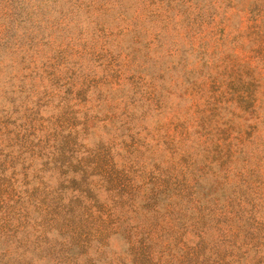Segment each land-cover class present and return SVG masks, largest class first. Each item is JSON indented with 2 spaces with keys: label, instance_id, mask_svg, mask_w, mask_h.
I'll use <instances>...</instances> for the list:
<instances>
[{
  "label": "rangeland",
  "instance_id": "1",
  "mask_svg": "<svg viewBox=\"0 0 264 264\" xmlns=\"http://www.w3.org/2000/svg\"><path fill=\"white\" fill-rule=\"evenodd\" d=\"M0 264H264V0H0Z\"/></svg>",
  "mask_w": 264,
  "mask_h": 264
}]
</instances>
